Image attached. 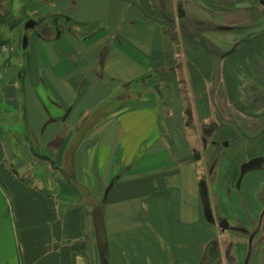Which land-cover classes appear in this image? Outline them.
<instances>
[{
	"label": "crops",
	"instance_id": "obj_1",
	"mask_svg": "<svg viewBox=\"0 0 264 264\" xmlns=\"http://www.w3.org/2000/svg\"><path fill=\"white\" fill-rule=\"evenodd\" d=\"M226 2L0 0V264H103L75 181L109 264H264V33L213 103L210 50L168 17Z\"/></svg>",
	"mask_w": 264,
	"mask_h": 264
},
{
	"label": "rangeland",
	"instance_id": "obj_2",
	"mask_svg": "<svg viewBox=\"0 0 264 264\" xmlns=\"http://www.w3.org/2000/svg\"><path fill=\"white\" fill-rule=\"evenodd\" d=\"M230 9L232 12L229 11V14L226 15L220 13L216 16L217 19L212 15L206 16V13L202 15L189 13V16L181 17V8L179 11L175 10L174 16L171 11L168 17L171 26L172 21L175 22L173 24L182 28V31L188 33L191 38L199 36L202 46L210 51L225 55L242 44L246 45L252 42L253 38L264 33V8L249 5L246 7L244 4H239ZM192 16L196 20L192 19ZM208 18L217 21L212 23V21H208ZM212 31L218 32L212 33ZM210 32L211 37L215 39H209Z\"/></svg>",
	"mask_w": 264,
	"mask_h": 264
},
{
	"label": "water",
	"instance_id": "obj_3",
	"mask_svg": "<svg viewBox=\"0 0 264 264\" xmlns=\"http://www.w3.org/2000/svg\"><path fill=\"white\" fill-rule=\"evenodd\" d=\"M181 15H183V12L181 11ZM37 25V22L34 19H29L26 22V30L34 29ZM194 39L201 43L202 40L199 36H195ZM24 47L28 44V38L27 36L24 37ZM213 58H214V76H213V84H212V90H211V100L213 103H215V97L216 93L219 87L220 83V77H221V66H222V60L223 56L217 52L210 51ZM253 166V163L246 164L243 167V171L250 169ZM75 187L82 193L85 200L88 202L90 206L93 207V218L96 225L97 230V237H98V245L101 253V258L103 260V264H109L108 261V240H107V232H106V225H105V213H104V207L102 204H100L88 191V189L80 184L79 182H74ZM206 215L211 218V213L207 209Z\"/></svg>",
	"mask_w": 264,
	"mask_h": 264
},
{
	"label": "flooded vegetation",
	"instance_id": "obj_4",
	"mask_svg": "<svg viewBox=\"0 0 264 264\" xmlns=\"http://www.w3.org/2000/svg\"><path fill=\"white\" fill-rule=\"evenodd\" d=\"M227 2V4H225V5H227V6H230V7H232V6H238L239 4L241 5V4H244L246 7H248V5L249 6H253V7H257V8H259V7H262V8H264V0H226Z\"/></svg>",
	"mask_w": 264,
	"mask_h": 264
},
{
	"label": "trees",
	"instance_id": "obj_5",
	"mask_svg": "<svg viewBox=\"0 0 264 264\" xmlns=\"http://www.w3.org/2000/svg\"><path fill=\"white\" fill-rule=\"evenodd\" d=\"M214 245H216V243H214Z\"/></svg>",
	"mask_w": 264,
	"mask_h": 264
}]
</instances>
